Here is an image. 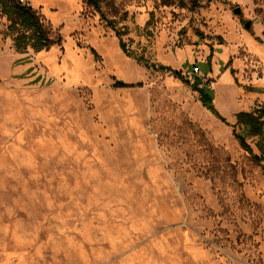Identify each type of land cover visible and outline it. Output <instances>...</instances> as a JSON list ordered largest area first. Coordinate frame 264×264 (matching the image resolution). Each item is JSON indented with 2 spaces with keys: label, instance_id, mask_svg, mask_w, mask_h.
Returning <instances> with one entry per match:
<instances>
[{
  "label": "rangeland",
  "instance_id": "374dc122",
  "mask_svg": "<svg viewBox=\"0 0 264 264\" xmlns=\"http://www.w3.org/2000/svg\"><path fill=\"white\" fill-rule=\"evenodd\" d=\"M16 1L61 43L0 8V264H264V0Z\"/></svg>",
  "mask_w": 264,
  "mask_h": 264
},
{
  "label": "trees",
  "instance_id": "16d2710c",
  "mask_svg": "<svg viewBox=\"0 0 264 264\" xmlns=\"http://www.w3.org/2000/svg\"><path fill=\"white\" fill-rule=\"evenodd\" d=\"M89 6L94 7L96 10H100L99 0H84ZM0 8L2 12L7 16L11 22V28L13 31H18L15 37V47L19 52H25L31 48L36 52L48 51L54 44L61 43V37L53 38L50 31L44 23V18L31 6L23 5L16 0H0ZM113 25L112 22L109 23ZM117 36L120 40V46L124 52H126V45L122 38V33L117 32ZM155 66V65H153ZM156 67V66H155ZM161 70H168L165 66H158ZM176 77L180 75L175 74ZM201 84L202 79H196ZM118 86H125L118 83ZM200 89L201 100L205 105L211 103V97L206 90L210 88V85L204 84ZM239 125L248 128L249 132L253 136H261L264 133V108L256 109L252 112H245L239 115ZM240 146L252 155L255 162H261V157H258L252 147L247 143L246 139L242 135H237Z\"/></svg>",
  "mask_w": 264,
  "mask_h": 264
},
{
  "label": "built area",
  "instance_id": "2783aa9c",
  "mask_svg": "<svg viewBox=\"0 0 264 264\" xmlns=\"http://www.w3.org/2000/svg\"><path fill=\"white\" fill-rule=\"evenodd\" d=\"M21 2L25 3L24 0H21ZM198 72H200V68L196 66V67L193 68V71L191 73H189V75L191 76V75L196 74Z\"/></svg>",
  "mask_w": 264,
  "mask_h": 264
},
{
  "label": "water",
  "instance_id": "95a60500",
  "mask_svg": "<svg viewBox=\"0 0 264 264\" xmlns=\"http://www.w3.org/2000/svg\"><path fill=\"white\" fill-rule=\"evenodd\" d=\"M234 14L236 15H242V10L240 7H237L236 9H234ZM247 27H249V24H247Z\"/></svg>",
  "mask_w": 264,
  "mask_h": 264
}]
</instances>
